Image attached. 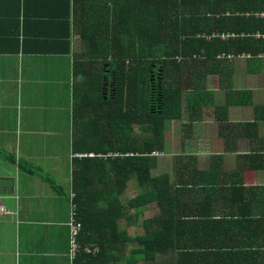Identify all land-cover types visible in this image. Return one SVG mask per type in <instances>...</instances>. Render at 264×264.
I'll list each match as a JSON object with an SVG mask.
<instances>
[{
    "label": "crops",
    "instance_id": "obj_1",
    "mask_svg": "<svg viewBox=\"0 0 264 264\" xmlns=\"http://www.w3.org/2000/svg\"><path fill=\"white\" fill-rule=\"evenodd\" d=\"M108 9L110 0H0V167L8 179L0 186L7 211L0 215V264H73V159L95 156L75 153L73 137L104 148L95 142L99 131L89 129L91 116L74 103L88 76L75 64ZM215 58L230 68L229 80L206 75L193 118L166 124L167 153L153 175L168 177L163 202L180 211L168 224L182 220V231L174 230L182 234V264H264V53ZM87 110L96 117L90 103ZM130 189L134 197L126 199ZM138 192L128 183L123 204ZM129 213L131 225H121L133 238L158 208L150 203Z\"/></svg>",
    "mask_w": 264,
    "mask_h": 264
},
{
    "label": "trees",
    "instance_id": "obj_2",
    "mask_svg": "<svg viewBox=\"0 0 264 264\" xmlns=\"http://www.w3.org/2000/svg\"><path fill=\"white\" fill-rule=\"evenodd\" d=\"M110 4L108 21L91 28L95 36L75 64L88 76L75 88L74 103L91 116L94 125L89 129L99 131L95 142L104 148L73 137L75 153H95L73 159L71 203L82 226L73 264H182V234L174 231H182V220L168 224L180 217V211L163 202L168 177L153 175L159 157L167 153L166 124L186 115L193 118L195 108L203 105L200 86L206 75L229 80L230 68L216 60V54L264 53V38L252 34L264 35V17L214 16L228 10L263 13L264 0ZM213 31L238 36L221 40L212 37ZM89 103L96 117L87 110ZM130 182L139 192L123 204L121 196ZM150 203H156L158 213L142 221V235L129 237L121 221H126L123 227L131 225L130 210ZM86 249L91 255L84 253Z\"/></svg>",
    "mask_w": 264,
    "mask_h": 264
},
{
    "label": "built area",
    "instance_id": "obj_3",
    "mask_svg": "<svg viewBox=\"0 0 264 264\" xmlns=\"http://www.w3.org/2000/svg\"><path fill=\"white\" fill-rule=\"evenodd\" d=\"M264 15V13L262 14ZM219 37L221 39H227V38H234L236 37L234 34H213L212 37ZM208 39H210V37H208ZM117 154H109V156H116ZM72 210H73V214H75V208L72 205ZM7 211L6 209L3 207V205L0 203V215H4L6 214ZM80 229H81V225L77 220H72L71 224H70V258L71 260L75 259L76 256V252L78 250V246H77V242L76 239L80 233ZM87 253H90V251L88 249L85 250ZM96 251H93L92 254L94 255Z\"/></svg>",
    "mask_w": 264,
    "mask_h": 264
},
{
    "label": "water",
    "instance_id": "obj_4",
    "mask_svg": "<svg viewBox=\"0 0 264 264\" xmlns=\"http://www.w3.org/2000/svg\"><path fill=\"white\" fill-rule=\"evenodd\" d=\"M5 169L3 167H0V186L2 185V183H4V181H8L7 178H2V174L5 173L4 171Z\"/></svg>",
    "mask_w": 264,
    "mask_h": 264
},
{
    "label": "rangeland",
    "instance_id": "obj_5",
    "mask_svg": "<svg viewBox=\"0 0 264 264\" xmlns=\"http://www.w3.org/2000/svg\"><path fill=\"white\" fill-rule=\"evenodd\" d=\"M133 197H134V194H133V192L130 189L129 193H126V199H131Z\"/></svg>",
    "mask_w": 264,
    "mask_h": 264
}]
</instances>
